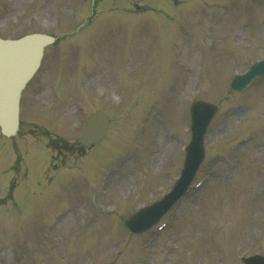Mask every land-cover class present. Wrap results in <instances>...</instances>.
<instances>
[{
  "label": "rangeland",
  "instance_id": "rangeland-1",
  "mask_svg": "<svg viewBox=\"0 0 264 264\" xmlns=\"http://www.w3.org/2000/svg\"><path fill=\"white\" fill-rule=\"evenodd\" d=\"M170 1L96 0L90 23L78 31L92 0H0L1 37L68 33L60 46L46 49L48 73L24 91L19 134L48 131V139L69 145L62 171L49 181L50 153L40 133L0 136V197L15 186L13 201L0 206V264H242L240 255L264 254V78L226 92L233 75L264 57V4ZM128 15L144 24L119 21ZM163 17L173 37L149 23L167 26ZM97 28L106 39L84 57L76 40L88 33L90 44ZM60 69L65 77L57 86L52 77ZM196 98L218 106L194 181L205 171L210 179L162 218L163 230L130 234L121 217L161 197L182 166ZM96 109L109 115L110 125L107 143L91 149L89 162L78 153V138L81 122ZM16 149L23 156L17 170Z\"/></svg>",
  "mask_w": 264,
  "mask_h": 264
},
{
  "label": "water",
  "instance_id": "water-1",
  "mask_svg": "<svg viewBox=\"0 0 264 264\" xmlns=\"http://www.w3.org/2000/svg\"><path fill=\"white\" fill-rule=\"evenodd\" d=\"M31 39H34L31 41ZM42 40L34 36L32 38L27 37L18 42H6L0 40V52H3L4 58L0 60V126L3 133L10 135L14 133L17 126V101L18 92L23 86L24 81L31 74L34 64V57L31 53V43L35 46L37 50L41 51V47L44 43ZM15 50V51H11ZM11 51V52H9ZM17 52H21L24 56V61L22 57L16 59L13 62L14 70H8L7 65L11 58L17 57ZM264 66V61L256 63L253 68L247 73L237 76L230 84L228 91L235 90L236 88L242 87L252 76L260 74ZM215 112V107L213 105L204 103L202 101H194L191 107L192 116V137L190 144L186 148V156L184 163V175L189 174L188 178L185 176L178 181L173 189V191L166 195L162 200L154 203L150 207L141 209L140 211L124 217L122 219L125 227L133 233L141 232L149 228L154 224L160 217V215L176 200L180 192L187 185L193 170L198 166L200 160L203 158V137L206 127ZM107 118L99 113L96 115L91 122L87 124L86 134L84 137V142L89 144L90 142H96L98 139L104 135L106 131ZM93 126V130H91ZM85 133V131H84ZM92 141H88V140ZM88 141V142H87ZM259 261L260 264H264L261 257L255 260Z\"/></svg>",
  "mask_w": 264,
  "mask_h": 264
},
{
  "label": "bare ground",
  "instance_id": "bare-ground-1",
  "mask_svg": "<svg viewBox=\"0 0 264 264\" xmlns=\"http://www.w3.org/2000/svg\"><path fill=\"white\" fill-rule=\"evenodd\" d=\"M248 143V142H247Z\"/></svg>",
  "mask_w": 264,
  "mask_h": 264
}]
</instances>
